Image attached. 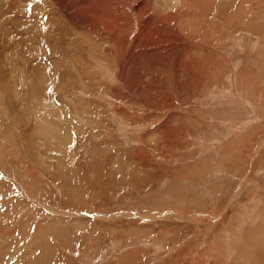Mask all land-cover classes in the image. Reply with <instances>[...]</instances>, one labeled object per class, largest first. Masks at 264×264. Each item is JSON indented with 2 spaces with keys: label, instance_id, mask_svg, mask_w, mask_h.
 Returning <instances> with one entry per match:
<instances>
[{
  "label": "rangeland",
  "instance_id": "374dc122",
  "mask_svg": "<svg viewBox=\"0 0 264 264\" xmlns=\"http://www.w3.org/2000/svg\"><path fill=\"white\" fill-rule=\"evenodd\" d=\"M59 2L42 98L0 103V264H264V0Z\"/></svg>",
  "mask_w": 264,
  "mask_h": 264
},
{
  "label": "bare ground",
  "instance_id": "6f19581e",
  "mask_svg": "<svg viewBox=\"0 0 264 264\" xmlns=\"http://www.w3.org/2000/svg\"><path fill=\"white\" fill-rule=\"evenodd\" d=\"M25 2L26 0H6V2H4V4L6 5H2L3 7H0V55H2V59L0 61L2 66V69L0 71V89H2L0 93V103H5V105L7 104L11 112L12 109L17 106V104L12 102L10 99L11 86L13 85V83L17 84V91L20 93V95H18L19 100H17V103L19 101L21 103H24L25 109L30 100L29 97L36 96L38 100L42 98L41 85L43 84L42 79L45 77L44 75H42V71H44V65L43 63H41L42 56L40 44L43 41L41 27L39 28L38 22H33V18L35 16L34 14L30 15L31 19L29 21H27L28 16L24 17L25 10L27 8ZM56 2L60 6H62V8H64L68 13H70V10L67 7H64L63 3L61 4L59 0H56ZM109 6L110 7H108V9L106 8L107 10L97 8L96 12L104 16L105 21L112 25L99 24L95 27H103V34L107 35L109 39H113L117 42L118 49L115 51L109 50L110 53L114 54L113 56H117L118 54H120L121 48L125 49L124 44H121L122 40L120 41L121 36L123 35L124 28H126L130 25V23L133 22L134 15L138 12H141V7H132L135 11L133 12V14H131L129 9L122 10L117 6ZM130 6H132V3L130 4ZM126 7H128V5H126ZM30 21H32L33 23L29 24ZM29 26L31 29H29ZM146 30L147 29L135 32V34H133L129 38L133 42H136V40L138 41L139 39H142L143 36L152 31ZM117 31H120L119 34L115 33ZM137 54L138 53H136L135 50H132L130 57H134V55L136 56ZM37 104L39 105V108L37 110L39 112L42 102L40 103L38 101Z\"/></svg>",
  "mask_w": 264,
  "mask_h": 264
}]
</instances>
